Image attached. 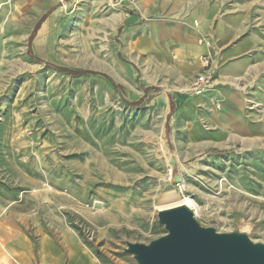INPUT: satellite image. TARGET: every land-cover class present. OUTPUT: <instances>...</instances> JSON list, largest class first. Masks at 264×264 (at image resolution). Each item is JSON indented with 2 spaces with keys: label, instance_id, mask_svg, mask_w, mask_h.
<instances>
[{
  "label": "rangeland",
  "instance_id": "obj_1",
  "mask_svg": "<svg viewBox=\"0 0 264 264\" xmlns=\"http://www.w3.org/2000/svg\"><path fill=\"white\" fill-rule=\"evenodd\" d=\"M113 7L61 6L29 43L13 0L0 4V195L34 196V213L51 210L117 264H136L126 243L164 235L158 209L184 198L200 226L264 244V0L229 6L246 9L262 51L256 77L235 97L208 96L213 72L201 94L173 91L169 116L118 55Z\"/></svg>",
  "mask_w": 264,
  "mask_h": 264
},
{
  "label": "crops",
  "instance_id": "obj_2",
  "mask_svg": "<svg viewBox=\"0 0 264 264\" xmlns=\"http://www.w3.org/2000/svg\"><path fill=\"white\" fill-rule=\"evenodd\" d=\"M77 1L92 3L97 12L109 0H13L19 25L25 26L19 31L31 33L30 43L50 15ZM230 1L110 0L118 55L142 81L143 95L145 89L157 90L148 93L155 92L150 101L161 114L174 111L173 91L184 92L201 73L202 57H210L217 82L208 96L235 97V88L256 77L262 51L255 33L246 36V9L229 7ZM218 127L223 133L214 137L224 138L229 129ZM34 204V196L0 195V264H117L51 210L34 213Z\"/></svg>",
  "mask_w": 264,
  "mask_h": 264
},
{
  "label": "water",
  "instance_id": "obj_3",
  "mask_svg": "<svg viewBox=\"0 0 264 264\" xmlns=\"http://www.w3.org/2000/svg\"><path fill=\"white\" fill-rule=\"evenodd\" d=\"M100 207L93 204L94 209ZM157 221L164 235L148 244L126 243L123 249L136 264H264V244L242 233L204 228L184 206L158 211Z\"/></svg>",
  "mask_w": 264,
  "mask_h": 264
},
{
  "label": "built area",
  "instance_id": "obj_4",
  "mask_svg": "<svg viewBox=\"0 0 264 264\" xmlns=\"http://www.w3.org/2000/svg\"><path fill=\"white\" fill-rule=\"evenodd\" d=\"M200 63L202 71L196 75L190 86V90L196 94H201L209 90L214 83L210 57L200 58Z\"/></svg>",
  "mask_w": 264,
  "mask_h": 264
},
{
  "label": "trees",
  "instance_id": "obj_5",
  "mask_svg": "<svg viewBox=\"0 0 264 264\" xmlns=\"http://www.w3.org/2000/svg\"><path fill=\"white\" fill-rule=\"evenodd\" d=\"M34 59V58H33ZM36 61H40V60H37V59H35ZM46 65H48V64H46ZM54 70H56V71H59V72H62V73H65V74H68V75H70L71 77H73V78H80V77H84V76H87V75H101V74H98V73H96V72H90V71H84V70H68V69H64V68H56V67H52ZM105 77V76H104ZM108 81H109V83L112 85V87L114 88V89H117V86L116 85H114V83L109 79V78H107V77H105ZM145 91V93L147 94L149 91H157L156 89H145L144 90ZM142 102V99H140L138 102H133V103H131V105H135V106H137V105H140V103ZM170 110L172 111L173 110V102H172V99L170 98ZM80 234V233H79ZM81 235V234H80ZM82 236V235H81ZM97 255L99 256L100 254L99 253H97Z\"/></svg>",
  "mask_w": 264,
  "mask_h": 264
},
{
  "label": "bare ground",
  "instance_id": "obj_6",
  "mask_svg": "<svg viewBox=\"0 0 264 264\" xmlns=\"http://www.w3.org/2000/svg\"><path fill=\"white\" fill-rule=\"evenodd\" d=\"M183 91L185 92L186 91V88ZM178 206H184V207L190 209L191 208V201L188 198H184L181 201H179L176 205H174L172 207H167V208H164L163 207L164 209H158V211L165 210V209H169V208H174V207H178Z\"/></svg>",
  "mask_w": 264,
  "mask_h": 264
}]
</instances>
